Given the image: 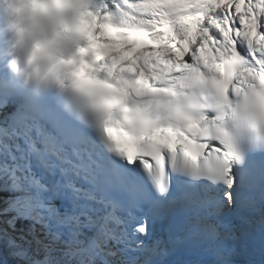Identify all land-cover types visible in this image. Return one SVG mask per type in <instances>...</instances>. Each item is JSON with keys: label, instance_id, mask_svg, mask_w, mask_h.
Segmentation results:
<instances>
[{"label": "snow or ice", "instance_id": "6c2138e0", "mask_svg": "<svg viewBox=\"0 0 264 264\" xmlns=\"http://www.w3.org/2000/svg\"><path fill=\"white\" fill-rule=\"evenodd\" d=\"M113 4L84 14L71 61L91 104L53 97L0 124V215L28 221L18 239L43 258L0 238L26 264H194L181 240L146 243L178 214L184 240L229 264L223 240L249 234L231 218L264 229V0Z\"/></svg>", "mask_w": 264, "mask_h": 264}, {"label": "clouds", "instance_id": "9594fccd", "mask_svg": "<svg viewBox=\"0 0 264 264\" xmlns=\"http://www.w3.org/2000/svg\"><path fill=\"white\" fill-rule=\"evenodd\" d=\"M91 0H0V60L8 73L36 95L90 105L84 89L69 88L72 57L84 41L82 17Z\"/></svg>", "mask_w": 264, "mask_h": 264}, {"label": "bare ground", "instance_id": "6f19581e", "mask_svg": "<svg viewBox=\"0 0 264 264\" xmlns=\"http://www.w3.org/2000/svg\"><path fill=\"white\" fill-rule=\"evenodd\" d=\"M97 47V46H96ZM4 194L2 192V194L0 195V198H3ZM4 216V215H3ZM6 216V215H5ZM9 217V216H7ZM22 225V224H21ZM235 235L237 237H240V234L236 231ZM15 237V236H14ZM4 241L8 242V238L4 237L3 238ZM15 239V238H14ZM16 240V244L20 245L23 248H26L28 250L29 256L32 257L33 259H42V251L39 246L36 248L35 243L33 242V247H31L30 243L24 242L25 244H23L22 242ZM30 241V240H27ZM237 246L233 245L230 246L229 249V253L230 254H238L239 258L237 260H241L243 261L241 264H255V256H261L264 259V240L262 239V243L258 242L257 244V248L252 249L249 247V244L246 243L242 237L241 239L237 242ZM35 249L37 250V252H35ZM17 249L15 247H10L9 243H4V242H0V264H26V261L24 259H21L20 257L14 255L15 251ZM244 252V253H243ZM234 260L236 259H232V263H234ZM216 263L220 264V258L216 257Z\"/></svg>", "mask_w": 264, "mask_h": 264}, {"label": "rangeland", "instance_id": "374dc122", "mask_svg": "<svg viewBox=\"0 0 264 264\" xmlns=\"http://www.w3.org/2000/svg\"><path fill=\"white\" fill-rule=\"evenodd\" d=\"M0 242H5L3 238H0ZM6 244V243H5ZM244 253V252H243ZM243 261H239V260H236V262H234V264H241Z\"/></svg>", "mask_w": 264, "mask_h": 264}, {"label": "trees", "instance_id": "16d2710c", "mask_svg": "<svg viewBox=\"0 0 264 264\" xmlns=\"http://www.w3.org/2000/svg\"><path fill=\"white\" fill-rule=\"evenodd\" d=\"M23 221H24V220H18L16 226H17V225H18V226H21V224H22ZM24 222L27 223V221H24Z\"/></svg>", "mask_w": 264, "mask_h": 264}, {"label": "water", "instance_id": "95a60500", "mask_svg": "<svg viewBox=\"0 0 264 264\" xmlns=\"http://www.w3.org/2000/svg\"><path fill=\"white\" fill-rule=\"evenodd\" d=\"M4 243H8L7 241H5Z\"/></svg>", "mask_w": 264, "mask_h": 264}]
</instances>
